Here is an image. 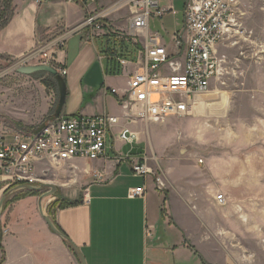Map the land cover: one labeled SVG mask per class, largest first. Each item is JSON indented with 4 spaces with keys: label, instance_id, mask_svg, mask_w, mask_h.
I'll return each mask as SVG.
<instances>
[{
    "label": "crops",
    "instance_id": "0c3cea01",
    "mask_svg": "<svg viewBox=\"0 0 264 264\" xmlns=\"http://www.w3.org/2000/svg\"><path fill=\"white\" fill-rule=\"evenodd\" d=\"M9 1L10 16L5 15L7 22L0 28V56L12 59L15 71L26 66L25 58L35 50L66 34L65 48L55 56L66 71L64 117L111 114L120 118L121 127L136 133L146 129V123H127L124 117L120 96L127 90L126 74V79L108 74L112 70L102 60L103 41L81 31L87 14L95 9L86 8L81 22L70 27L50 25L42 17L46 5L55 7L64 0H47L44 5ZM101 4L97 3L107 5ZM2 10L0 0V20ZM118 81L126 83L124 90ZM8 100L14 109L10 120L24 129L1 131L0 135L36 131L51 113L48 101L40 103L33 95L23 104L27 109L16 108L25 100L17 98L16 92ZM128 146L132 145L117 140L107 159L37 166V172L45 170V175L36 186L51 183L56 187V195L43 202L45 214L80 250L86 264H264V213L243 210L242 205L255 198L241 182L240 162L207 156L200 164L193 153L178 159L197 160L198 171L193 175L186 168L165 169L162 161H152L146 144L139 145V140L133 152L125 154L123 149ZM128 159L144 160L154 174L162 176L165 187L159 190L153 176L135 175ZM50 174L53 180L43 182ZM142 187L146 194L131 198V192ZM14 188L0 178V201ZM38 195L23 191L5 203L1 223L4 264H82L41 217ZM219 195H224L223 205L217 201Z\"/></svg>",
    "mask_w": 264,
    "mask_h": 264
},
{
    "label": "built area",
    "instance_id": "2783aa9c",
    "mask_svg": "<svg viewBox=\"0 0 264 264\" xmlns=\"http://www.w3.org/2000/svg\"><path fill=\"white\" fill-rule=\"evenodd\" d=\"M31 1L44 5L47 0ZM64 1L86 6L98 0ZM169 15H177L172 0H111L91 10L80 25L89 38L103 41L102 60L108 67L128 78L127 90L120 96L127 123L159 124L171 118L197 117L199 101L211 94L225 73L219 47L240 34L245 14L240 0H185L184 22L171 35L167 33V42L150 26L151 21ZM65 36L35 50L25 58V65L56 67L55 56L65 48ZM45 125L38 135L37 130L0 135V178L11 186L40 183V176L45 175V170L37 172L41 163L107 159L115 141L133 146L139 140L136 132L121 127L120 118L113 115L61 117ZM128 161L135 175L153 176L159 190L165 187L162 176L154 174L144 160ZM145 194V187L138 188L131 198ZM217 201L223 205L224 195Z\"/></svg>",
    "mask_w": 264,
    "mask_h": 264
},
{
    "label": "rangeland",
    "instance_id": "374dc122",
    "mask_svg": "<svg viewBox=\"0 0 264 264\" xmlns=\"http://www.w3.org/2000/svg\"><path fill=\"white\" fill-rule=\"evenodd\" d=\"M172 1L177 15L151 21L150 26L151 31H159L167 42H169L167 33L171 35L178 26L180 29L184 22L185 0ZM7 2L10 1L1 0L3 17L10 16L11 4ZM109 2L111 0L97 1L98 4ZM96 7L99 6L92 2L86 6L67 3H58L55 7L46 5L42 17L50 25L74 27L81 22L86 8ZM241 9L245 14L242 18L243 27L237 37L226 39L219 47V57H225V73L211 92L218 95L217 99L222 95L226 96L228 102L219 106L201 107L197 117L171 118L159 124L146 123V129L138 130L137 134L139 145L145 143L147 155L152 161L156 159L162 161L165 169L170 166L173 170H179L182 167L194 175L198 171L195 167L197 165L195 158L202 160L207 156L233 158L235 163L240 162L241 182L248 185V194L255 198L251 204L242 205L243 210L264 213V0H242ZM15 67L12 59L0 58V97H4L0 102V132L8 130L9 133H13L24 129L21 128L22 125L17 123L15 125L10 120L14 109L8 103V97L15 92L17 98L21 96L26 100L33 95L41 99L40 103L48 101L52 107L51 113L43 124L51 122L59 105L58 86L54 77L48 74L23 76L16 74ZM54 69L61 75L65 67L58 65L57 62ZM123 76L126 79V76ZM118 83L124 90L126 83L121 81ZM30 86L35 89L31 90ZM28 89L31 93L25 92ZM25 100L17 104L16 108L27 109L28 105L23 106L27 103ZM61 117L64 116L61 114L59 118ZM123 150L128 154L133 152L134 147H124ZM192 153L195 155L194 160L188 162L178 160L188 158ZM54 170L57 169L54 168L52 171ZM52 180L50 174L47 178L44 177L43 182ZM5 260L2 240L0 263Z\"/></svg>",
    "mask_w": 264,
    "mask_h": 264
},
{
    "label": "water",
    "instance_id": "95a60500",
    "mask_svg": "<svg viewBox=\"0 0 264 264\" xmlns=\"http://www.w3.org/2000/svg\"><path fill=\"white\" fill-rule=\"evenodd\" d=\"M16 72L23 76H32L37 74H48L55 78L58 86V92H59V105L55 112L54 117L51 119V122L55 119L59 118L61 114L63 113L66 100H67V85L66 81L63 76L59 75V73L52 67L49 66H22L16 70ZM45 124H43L36 132L35 134H41L43 129L45 128ZM23 191H29L32 193H41L42 195L39 198V212L41 217L44 219V221L48 224V226L51 228V230L60 237L77 255L79 260L82 264H86L85 259L80 252V250L70 241L65 235H63L54 225V223L50 220V218L45 214L44 208H43V202L45 199L53 197L56 195V187L51 184H45L41 186H20L16 187L12 190H9L2 200L0 201V220L3 215L4 206L5 203L16 193L23 192Z\"/></svg>",
    "mask_w": 264,
    "mask_h": 264
},
{
    "label": "bare ground",
    "instance_id": "6f19581e",
    "mask_svg": "<svg viewBox=\"0 0 264 264\" xmlns=\"http://www.w3.org/2000/svg\"><path fill=\"white\" fill-rule=\"evenodd\" d=\"M217 96L216 94H211L209 95L208 97H206L203 101H199V104H200V108L201 107H212V106H219V105H222L227 101V97L222 95L220 96V99H217Z\"/></svg>",
    "mask_w": 264,
    "mask_h": 264
},
{
    "label": "trees",
    "instance_id": "16d2710c",
    "mask_svg": "<svg viewBox=\"0 0 264 264\" xmlns=\"http://www.w3.org/2000/svg\"><path fill=\"white\" fill-rule=\"evenodd\" d=\"M9 2H7V4H8ZM1 20L3 21L4 20V17H3V15H2V17H1ZM7 21H3V23H1L0 24V28H3V26H4V24L6 23ZM0 58L2 59V58H4L3 56H0ZM108 74H112V75H120V72H118V71H115V72H113V71H109L108 70ZM35 76H38V74L37 75H35ZM55 80V79H54ZM55 83H56V81H55ZM57 84V83H56ZM33 195H38V193H32ZM0 228H1V226H0ZM0 241H2V239H3V233H2V228L0 229ZM0 264H4V262L3 263H0Z\"/></svg>",
    "mask_w": 264,
    "mask_h": 264
}]
</instances>
